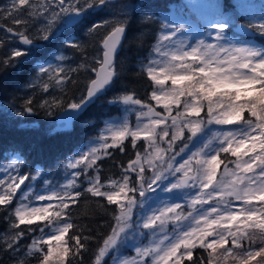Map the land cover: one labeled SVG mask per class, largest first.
Masks as SVG:
<instances>
[{"label": "snow or ice", "instance_id": "snow-or-ice-1", "mask_svg": "<svg viewBox=\"0 0 264 264\" xmlns=\"http://www.w3.org/2000/svg\"><path fill=\"white\" fill-rule=\"evenodd\" d=\"M110 4L111 0H84L83 4L81 0H45V3L37 6L30 0H10L7 7L0 8V15L13 17L21 11L23 6L28 7L29 16L32 17L48 13L46 23L40 29L39 37L41 40H48L53 35V28L57 23L62 21L65 25L76 24L81 21L88 9ZM216 7L217 11L204 19L206 31L202 33V38H197L195 41L190 40L186 35L191 31L189 23H174L167 18L158 21L160 31L153 47V52L158 58L150 59L145 69L155 85L160 86L158 89L154 88L151 98L159 102L161 95H158V91L170 98L171 104L177 107L176 116L171 115V107L168 104L165 105L167 109L165 116L156 113L150 104H142L138 99L133 100L132 95L116 97L110 101V103L140 105L141 109H147V111H141L140 116L147 117L149 120V123L143 125L138 122L136 130H130L127 123H124L121 130L114 132V143L117 140L122 142L123 139L131 136L133 147H135V141L141 134L148 141L144 164H141L140 153H137L136 161L130 162L128 168L124 170L122 182L113 180L107 185L109 188L118 190L101 191L105 185L100 184L98 169H95L96 160L99 157L93 149L88 153L81 152L74 155L65 167L69 169L79 167L80 170L73 171L63 184L48 188L52 196L47 199L51 201L55 197L59 201L60 210L55 212L54 218L60 226L52 227L50 217L53 214L48 213L51 203L43 209L26 210L28 205L23 201L30 195L41 201L45 200L44 195L33 193L32 185L29 186L28 191L22 193L20 202L12 213L18 219V223H12V228L19 229L21 224L31 225L34 222L32 218L40 221L49 220L46 227L50 228L46 239L44 228L39 229L42 235L34 238L27 246L24 252L25 257L36 255L38 264H65L70 249L67 242L62 244L61 242L64 241V235L69 229L74 227L70 220L64 219V216L68 215L66 210L69 207L65 201L70 200L76 203L81 193L73 190L77 187V179L83 174L89 184L87 192L97 197H106L108 203L118 204L119 214L114 217L115 225L112 227L111 234L98 248L94 264H102L103 258L123 244L133 229L137 232L148 229L153 236L158 232L163 233V236L149 245L137 246L134 249L135 256L124 258L118 264H148L146 257L151 258V264H184L185 258L196 264L193 261V249L197 246L211 250L207 258L203 256L198 258L199 264H205V261L207 264H216L221 257L224 261L232 257L234 264H264V43L260 45L241 43L229 36L233 28H238L240 31L253 30L264 37V14L258 18L247 19L241 24L230 13L223 11L222 6ZM145 18L152 19L147 15ZM13 23L21 25L27 21L15 18ZM101 26V24L93 23L88 31H96ZM126 27L124 22L117 23L103 38L102 59L97 61L99 67L91 69L96 74V78L90 80L86 96H82L79 102H69L68 109L73 112L82 111L88 103L102 95L112 85L117 76L115 53ZM5 30L18 37L24 45H33V39L29 38L24 31L14 32L12 28ZM65 43H69L74 48L80 47L79 44L73 43L71 38ZM23 54L19 50H13L11 56L19 57ZM57 59L64 60L65 57L61 55ZM49 69H52L51 64L47 68L41 64L39 72L43 74ZM63 71L62 67L54 70L57 75ZM160 76L163 79L158 78ZM67 79L69 77L66 75L61 76L56 83L64 84ZM168 81H171V87L165 90L163 85ZM47 87L48 85L44 86L45 91ZM180 97H186L183 111L179 108ZM204 102L207 105V121L200 119V113L204 111ZM31 103L29 99L26 112L33 111ZM62 104V100L53 99L51 104L45 100L41 106L60 107ZM245 111L249 114L247 119L244 116ZM238 122L239 126L236 129L218 132L214 136L217 141L214 147L209 140L202 147L191 152L188 158L178 166H174L176 156L188 149L192 138L202 130L201 125L205 123L227 125ZM158 128L159 131H157ZM185 128L191 132V136L188 137L189 143L184 144L180 153L165 159L167 153L173 150L175 140L183 136ZM170 130L172 136L168 139ZM160 144H166V148L160 147ZM111 146L106 142L101 145L105 152ZM120 150L123 151L122 146ZM221 153H230L231 156L237 157L236 161H229L234 163L235 169H229L228 164L220 159ZM196 157L200 158L196 159ZM22 163V158L17 156L7 167L18 173L19 165ZM193 164L195 167L192 166ZM221 164H224V175L231 176L233 179L214 184ZM145 165L152 169V175L147 181L144 177ZM90 168L96 170V176L88 175ZM129 170L137 173L133 187H129ZM41 172V169H35L31 179L40 178ZM178 173L179 176H177ZM170 176L176 177L174 182L169 179ZM8 179L7 185L0 187V205L4 206L11 204L17 189L29 179V176L10 175ZM17 180L19 183L16 182ZM165 181L168 183L165 184ZM45 184L49 185L50 182L45 181ZM3 185L5 180L0 179V186ZM153 185L156 187L163 185L162 190L165 192L196 189L195 196L188 201L192 211L183 215L182 212L176 211L181 207L180 204H165L162 208L150 209V214H144L133 221V209L143 208L144 204L143 201L136 199L137 193L143 197L146 191H155ZM206 189L208 191H205ZM202 196H206L207 199H202ZM209 200H216L218 203L204 209L203 205ZM233 201H241L242 206L236 208ZM197 204L200 205L199 210L195 208ZM213 216L214 218L210 219ZM224 220L227 221L226 224L221 223ZM169 221L175 225L171 233L166 231ZM201 223L205 227L202 228ZM213 226L217 227L213 228ZM28 230L34 231L31 228ZM24 235V231H16L11 237H4L3 243L7 249L19 252V241ZM209 236L213 238L205 243ZM257 237H259L258 245ZM71 239L73 256H79L85 244L81 242L79 235H73ZM229 240H231V247H225L229 244ZM54 241L57 242L55 247ZM243 241H247L246 246L242 243ZM42 245H47V248L45 249ZM218 248L222 250L219 253ZM233 249H237L235 254ZM17 264H24V259L18 260Z\"/></svg>", "mask_w": 264, "mask_h": 264}, {"label": "trees", "instance_id": "trees-1", "mask_svg": "<svg viewBox=\"0 0 264 264\" xmlns=\"http://www.w3.org/2000/svg\"><path fill=\"white\" fill-rule=\"evenodd\" d=\"M3 1L5 0H0V8H5V5H2ZM180 1L111 0L109 6H95L88 9L81 21L73 26L67 27L62 21L57 23L54 25L53 35L48 40L39 38L40 29L46 23L48 13L32 17L29 16L28 7L23 6L13 17L0 15V165L8 162L12 156H19L23 163L19 165L18 174L28 175L27 182L32 180L35 169L39 168L42 172L41 177L37 178V188L44 185L46 180L58 184L66 177V162L81 153V149L88 141L98 137L108 118L123 113L122 102L110 103V101L116 97L132 95L134 100L138 99L142 104L154 105L151 92L156 85L147 75L145 63L158 39L160 31L158 21L162 19L163 13H168ZM30 2H35L37 6L44 3L43 0H30ZM235 2L232 1L231 4L234 5ZM83 3L84 0H81V4ZM222 3V10H232V16L239 23L251 18L245 16V13L236 7L233 8L231 5L227 8ZM262 12L264 14V10ZM146 15L151 16L152 19H146ZM15 18L23 19L27 23L16 25L13 23ZM105 21L108 23L105 24ZM120 22L127 25L126 35L115 58L117 76L112 85L76 119L59 125L56 122L58 113L66 108L69 102H79L81 97L85 96L88 84L95 75L91 69L99 66L97 61L101 59L102 40ZM93 23L102 26L96 31L89 32L88 29ZM6 28H12L14 32L24 31L33 39V45H24L18 37L8 33ZM229 36L246 39L257 45L264 43V37L258 33L255 38H247L234 28L229 32ZM70 38L80 47L74 48L69 43H65ZM13 50H19L24 54L12 57ZM57 53L62 54L65 59L58 60L55 57ZM43 63H47L45 68L51 64L52 69L41 74L39 67ZM57 67H62L64 71L57 75L54 72ZM73 69L75 71H72ZM65 75L69 79L64 84H57V79ZM45 85H48L46 91ZM29 99L32 101L31 113L25 110ZM53 99L62 100L63 104L60 107L41 106L43 101L48 100L51 104ZM204 103V111L201 112L203 114L207 113V105L206 102ZM248 115L245 111V119ZM171 134L170 130L169 139ZM132 139L129 136L121 144L109 147L107 154L96 160L95 169H98L100 184L105 185L103 189L107 187L108 181L121 180L129 163L135 159L137 153L143 152L146 140L136 139L133 147ZM179 143L176 141L174 146L179 147ZM121 146L123 151L120 150ZM232 157L235 156H231L230 153L220 155V159ZM93 174L96 176V170L88 169V175L92 177ZM128 175L129 183L133 185L137 174L129 171ZM76 184L77 187L73 191H79L80 197L76 203L65 201L69 207L66 210L68 215L64 216V219L70 220L74 225L64 235L63 242H67L70 249L65 264H94L98 248L111 234L115 225L114 217L119 214L118 204L108 203L106 197H97L87 192L89 184L83 174L77 179ZM32 198L33 196L30 195V199ZM19 202L20 197L16 194L11 204L0 205V264H17L20 259H24V264H38L36 255L25 257L24 252L34 238L42 235L40 228H44V234L50 231V228L46 227L49 220L40 221L34 218H32L33 224H21L19 229H13L11 225L14 222L18 223V219L12 213ZM51 205L48 213L53 214L50 217L53 226L57 224L54 214L60 210L59 201L56 199ZM29 228L34 231H29ZM16 231L25 232L24 237L19 241V252L7 249L3 243L4 237H11ZM73 235L81 236V242L85 244L80 255L75 257L71 251ZM256 239L258 245L259 237ZM242 243L246 246L247 241ZM56 244L57 242L54 241L53 246L55 247ZM43 247L46 249L47 245ZM225 247H231V240ZM210 251L197 246L193 249V261L199 264L198 258L201 256L207 258ZM221 251L218 248V253ZM236 252L237 249H233V253ZM104 264H108V259ZM184 264H193V262L185 258ZM216 264H234V262L232 257L227 261L221 257Z\"/></svg>", "mask_w": 264, "mask_h": 264}, {"label": "rangeland", "instance_id": "rangeland-1", "mask_svg": "<svg viewBox=\"0 0 264 264\" xmlns=\"http://www.w3.org/2000/svg\"><path fill=\"white\" fill-rule=\"evenodd\" d=\"M43 1L45 3V0H43ZM222 1H220V0H181L178 5H175L173 7V10H170L168 13L163 14L162 18H167L169 21L174 22V23H180V22L189 23L191 25V31L189 33H187L186 35L188 36V38L190 40L195 41V39H197V38H202V33H204L206 31V29L204 28L205 27L204 19L206 17L213 15L217 11L216 6L217 5L221 6ZM232 1H233V3H234V1H236L234 5L231 4ZM9 4H10V0H5L2 3V5H5V7H7ZM222 4H223V6H227V8L232 5L233 8L236 7L238 10L244 12L245 16L251 17V18H254V17L258 18L259 16H261L263 14L262 11L264 10V0H258L257 2L255 0H228V1H223ZM0 6H1V3H0ZM225 12H228L232 15V10L227 9V10H225ZM234 29L237 30V28H234ZM14 37H16V36H14ZM231 38L233 40H238L241 43H244V42L251 43L249 40H246V39H236L234 37H231ZM59 56H61V54H58V57ZM157 58L158 57L154 54V52L152 50L147 57V62L145 63V65L148 64L150 59H157ZM158 78L163 79L162 76H160ZM159 87L160 86L156 85L157 89ZM170 87H171V81H168L165 85H163V88L165 90L169 89ZM158 95H161V100L159 102H157L155 99H153L154 105L150 104L152 106V108L154 109V111L159 112L161 115L166 116L167 115V109H166L165 105L168 104L171 107V115L176 116L177 107L175 105L171 104L170 98L162 95L159 91H158ZM180 100H181V104H180L179 108H180V111H183V106H184V102L186 100V97H185V99L184 98L182 99V97H180ZM122 104H123V108H124L123 113L121 115L108 118L105 121L104 127L101 129L98 137L88 141L85 144V146L81 149V152L88 153L91 150L95 149L96 155L98 157H101L102 155H106L107 151L105 152V150L101 147V145L103 143L106 142L108 145L117 146V145L121 144L122 142H124L129 137L128 136L127 138L123 139L122 142L117 140L114 143V140H113L114 132L121 130V126L124 123H127L128 128L130 130H136L138 122L141 125L149 123V120L147 117H141L140 116V112L141 111H147V109H141L140 105H136L134 103L125 104L122 102ZM200 119L207 121L208 117H207L206 113L205 114L200 113ZM168 122L170 123L171 121L169 120ZM238 126H239V122L235 123V124H227V125H218L215 123L208 125L207 123H205L204 125H201L202 130L200 132H197L196 136L192 138L191 143H189V141H188V137L191 136V132L187 128H185L183 136L178 138L177 140H175V142L176 141L178 143L180 142L179 143L180 146L175 147L173 145V150H171L167 153V155L165 156V159H168L169 156L174 155L175 153H180V149L183 148L184 144L189 143L188 149H186L183 153H180V155L176 156V161L174 162V166H178L179 163H182L184 159L188 158V156L191 154V152L196 151L198 148L202 147L203 144L207 143L209 140L212 141V145L214 147L215 144L217 143V141L214 139V136L218 132L233 130V129H236ZM157 131H159V128L157 129ZM139 138H144L147 142L146 145H144L143 152L140 153L141 164H144V162H145V149L148 148V141L144 137L143 134H141L139 136ZM179 139L181 141H179ZM157 143H159V140H157ZM159 146L162 148H166V144H160ZM108 148H107V150H108ZM149 151H151V149H149ZM15 157H17V156H12L8 162L2 163L0 165V179H4L6 181L4 186H6L7 183L9 182L8 178L10 175L11 176L20 175L16 171L7 167L9 164L12 163V161L15 159ZM199 158L200 157H196V159H199ZM244 159H247V157H244ZM221 160H223L226 164H228L229 169H235L234 163H229V161H236L237 157L221 159ZM134 161H136V157L132 162H134ZM67 162H66V164H67ZM192 166L195 167L194 164ZM77 170H79V167L77 169H69L66 167V172H67L66 177L64 178L63 181H61L58 184L50 183L49 185H46L44 183V185L37 188V179L31 180L30 182H26V184L28 183V185L25 184V186L20 190V192H18V193L16 192V194L19 195V197H20L22 195V193L24 191H28L29 186L32 185L33 186L32 192L34 193L35 191H37V193H39L40 195H44L45 200H42V201L37 200L34 197L32 199H30V196H29L26 200L23 201L25 204L28 205V208L26 210H30L31 208L43 209V208L47 207V205L49 203L56 201L55 197H53L51 201H49L47 199L49 196H52V192L49 191L48 188L49 187H55L59 184H63L65 182V180L70 176V174L73 171H77ZM137 171H138V168H137ZM224 171H225L224 164H221L220 168L217 171L216 181L214 182V184L217 182H220L222 180L227 182V181H230L231 179H233V177H231V176H225ZM151 175H152V169L148 168L145 165V168H144L145 180L147 181L151 177ZM190 175H191V173H190ZM93 176H95V174H93ZM177 176H179V173L177 174ZM169 179L174 182L176 177L170 176ZM135 180H134V182H135ZM111 181H113V180H111ZM111 181H108L106 183V186ZM16 182L19 183L18 180ZM119 182H122V179L119 180ZM164 183L167 184L168 181H165ZM133 186H135V185L134 184L130 185V183H129V187H133ZM145 186L147 187V185H145ZM153 187L155 188V191H146L145 195L143 197H141L139 195V193H137L136 199L138 201H143L144 204H143V208L137 207V208L133 209V216H132L133 221L138 220L144 214H150V212H149L150 209L162 208L165 206V204H168V205L180 204L181 207L179 209H177L176 211L182 212L183 215H187L190 211H192V208L189 206L188 201H190L195 196L196 191H197L196 189H177V190H174L173 192H165L162 190L163 185H161L160 187H156L155 185H153ZM116 190H118V189L109 188V187H106L104 189L101 188V191H116ZM205 191H208V190L206 189ZM129 195H131V193H129ZM121 196H123V194H121ZM201 198L207 199L206 196H202ZM217 203H218V201H216V200H209L207 204L203 205V208L207 209L210 206H215ZM233 204L236 208H239L242 206L241 201H233ZM184 206H186V208H184ZM195 208L197 210H199L200 205L199 204L195 205ZM158 214L159 213H157V215ZM169 215H171V213ZM212 218H214V216L210 217V219H212ZM221 223L226 224L227 221L224 220V221H221ZM58 226H60V225L56 224V225H53L52 227H58ZM174 227H175V225L171 221H169L166 225V231L168 233H171L173 231ZM201 227L202 228L205 227L203 225V223H201ZM216 227L217 226H213V228H216ZM233 227L235 228V225ZM47 233H45V239L47 238V236H46ZM162 236H163V233H159V232L157 233V235L153 236L151 231L148 229H142V230H139V232H137L136 229H133L132 231L129 232L128 239L123 244H121L118 248L110 251L108 253V255H106L103 258L102 264H104V261L106 259H108V264H118V262L124 258H132L133 256L136 255L134 249L137 246L149 245L154 240L161 239ZM212 238L213 237L209 236L206 239V243L210 242ZM62 243H63V241L61 242V244ZM130 250L132 251V253H130ZM145 259L148 261V264H151V258L150 257H146Z\"/></svg>", "mask_w": 264, "mask_h": 264}, {"label": "water", "instance_id": "water-1", "mask_svg": "<svg viewBox=\"0 0 264 264\" xmlns=\"http://www.w3.org/2000/svg\"><path fill=\"white\" fill-rule=\"evenodd\" d=\"M74 25V24H73ZM67 27H70V26H72V25H66ZM239 30V29H238ZM239 32H240V34L241 35H243V36H246V37H254V36H256L257 35V33L255 32V31H253V30H244V31H240L239 30ZM125 35H126V30H125V33L123 34V37L120 39V43H119V45L117 46V49H116V53H115V58H116V55H117V53L119 52V50H120V48H121V45H122V42H123V40H124V38H125ZM102 54H103V45H102ZM102 54H101V59H102ZM99 67V66H98ZM97 67V68H98ZM96 78V74L94 75V78L93 79H95ZM85 96H86V93H85ZM99 97V96H98ZM97 97V98H98ZM97 98H95V99H93L90 103H88L83 109H82V111H80V112H73V110H71V109H68L67 107L66 108H64V109H62L59 113H58V115L56 116V122L58 123V124H63V123H65V122H67V121H73L74 119H76L82 112H84L85 111V109L89 106V105H91ZM24 184H25V181H24V183L23 184H21L20 185V187L17 189V192H19L21 189H22V187L24 186Z\"/></svg>", "mask_w": 264, "mask_h": 264}, {"label": "bare ground", "instance_id": "bare-ground-1", "mask_svg": "<svg viewBox=\"0 0 264 264\" xmlns=\"http://www.w3.org/2000/svg\"><path fill=\"white\" fill-rule=\"evenodd\" d=\"M9 155V154H8Z\"/></svg>", "mask_w": 264, "mask_h": 264}]
</instances>
